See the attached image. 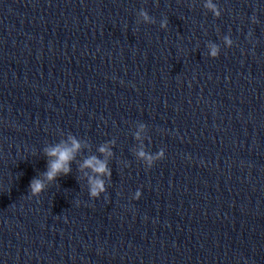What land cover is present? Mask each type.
<instances>
[{"label":"clouds","instance_id":"9594fccd","mask_svg":"<svg viewBox=\"0 0 264 264\" xmlns=\"http://www.w3.org/2000/svg\"><path fill=\"white\" fill-rule=\"evenodd\" d=\"M204 8L210 11L215 17L219 18L221 15V10L213 2V0H205ZM139 17L144 23H155L153 17H151L148 12L141 9L138 13ZM253 21L255 22V16H253ZM139 22V21H138ZM168 20L163 19L160 22L161 28H167ZM224 44L231 47L233 44L232 39L229 36L223 37ZM220 53V48L217 44L210 45L209 55L212 58L218 57ZM144 125H141L143 128ZM137 138H139V133H137ZM68 141H61L54 146L45 147L44 153L47 157L51 158L48 161L47 170L42 174L43 179L34 177L30 181L29 191L31 196L38 197L46 188V181L52 182L60 175H68L71 172V162L75 159L76 154L80 151L82 145L81 142L74 136H69ZM99 152L104 154L105 157L112 155V152L107 145H102L99 148ZM136 157L141 160L147 168H151L157 160L164 157V150L160 149L158 153L152 154L141 148L136 152ZM82 169H90L93 175H88V193L93 199L99 198L101 194L106 192L105 181L102 177H111V169L108 167L107 159H100L97 156H90L83 160L80 165ZM87 175V173H86ZM141 192L137 190L133 196V199H139ZM79 204V201L76 202Z\"/></svg>","mask_w":264,"mask_h":264}]
</instances>
